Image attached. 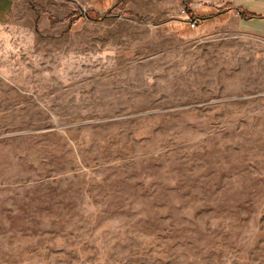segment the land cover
Listing matches in <instances>:
<instances>
[{
  "label": "rangeland",
  "instance_id": "obj_1",
  "mask_svg": "<svg viewBox=\"0 0 264 264\" xmlns=\"http://www.w3.org/2000/svg\"><path fill=\"white\" fill-rule=\"evenodd\" d=\"M13 1L0 264H264V0Z\"/></svg>",
  "mask_w": 264,
  "mask_h": 264
},
{
  "label": "crops",
  "instance_id": "obj_2",
  "mask_svg": "<svg viewBox=\"0 0 264 264\" xmlns=\"http://www.w3.org/2000/svg\"><path fill=\"white\" fill-rule=\"evenodd\" d=\"M13 5V0H0V22H4L8 18Z\"/></svg>",
  "mask_w": 264,
  "mask_h": 264
},
{
  "label": "trees",
  "instance_id": "obj_3",
  "mask_svg": "<svg viewBox=\"0 0 264 264\" xmlns=\"http://www.w3.org/2000/svg\"><path fill=\"white\" fill-rule=\"evenodd\" d=\"M87 16H89V14H87ZM89 17H91V16H89ZM263 18V17H260V16H256V15H254V16H252L251 18ZM251 18H248V19H251Z\"/></svg>",
  "mask_w": 264,
  "mask_h": 264
},
{
  "label": "water",
  "instance_id": "obj_4",
  "mask_svg": "<svg viewBox=\"0 0 264 264\" xmlns=\"http://www.w3.org/2000/svg\"><path fill=\"white\" fill-rule=\"evenodd\" d=\"M82 13H86L84 10H82ZM239 13H242L241 11H239ZM87 14V13H86Z\"/></svg>",
  "mask_w": 264,
  "mask_h": 264
}]
</instances>
